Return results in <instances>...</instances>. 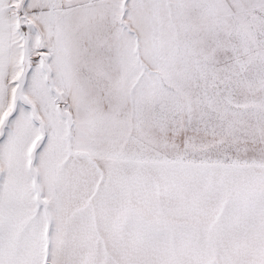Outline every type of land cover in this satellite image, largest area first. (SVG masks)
<instances>
[{"label": "snow or ice", "instance_id": "snow-or-ice-1", "mask_svg": "<svg viewBox=\"0 0 264 264\" xmlns=\"http://www.w3.org/2000/svg\"><path fill=\"white\" fill-rule=\"evenodd\" d=\"M0 264H264V0H0Z\"/></svg>", "mask_w": 264, "mask_h": 264}]
</instances>
